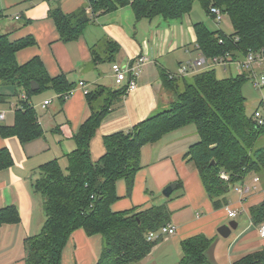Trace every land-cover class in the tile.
<instances>
[{
    "label": "trees",
    "instance_id": "obj_1",
    "mask_svg": "<svg viewBox=\"0 0 264 264\" xmlns=\"http://www.w3.org/2000/svg\"><path fill=\"white\" fill-rule=\"evenodd\" d=\"M196 2L215 21L211 9H219L233 28V33L227 35L220 30H209L204 23H195L194 50L199 56L210 58L230 53L234 59H242L251 51L264 50V0H88L92 17L86 7L70 14L53 9L49 17L62 41L71 42L79 39L96 15L129 6L137 21L156 18L178 21L190 14ZM34 44L32 37L11 42L8 34L0 35V88L3 89L0 97L2 101L17 99L14 124L1 123L0 136H16L22 143L44 136L31 98L53 91L64 104L65 96L75 89L64 75L50 77L39 57L23 66L17 64L16 53ZM118 50L116 42L107 40L104 58L97 50L92 51L94 64L104 61L114 64ZM169 75L162 72L163 81L174 94L169 108L149 116L129 131L104 136L105 153L97 162L90 154L91 140L114 103L127 93V86L117 89L98 86L86 94L90 116L73 136L76 146L66 154V172L55 159L40 167L39 177L33 182L34 190L42 198L45 222L37 236L24 240L26 264H61L64 248L78 229L88 236L101 235L102 251L96 264H140L162 239L149 241L148 234L171 222L168 201L172 195L140 212H113L111 207L118 200L116 183L124 179L130 195L140 170L142 148L182 127H196L200 140L185 157L198 170L214 207H222L226 195L245 183L248 176L259 177L264 183V146L257 144L264 136V126L258 127L246 113L243 94L246 74L222 80L217 78L215 69L184 77ZM32 82L39 85V90L32 91ZM179 82H183L181 90ZM12 164L10 153L1 150L0 169ZM176 185L182 187L181 183ZM249 213L254 225H262L264 200L251 207ZM19 221L16 208L0 210V226ZM212 243L203 234L183 241L179 264H212L207 257ZM234 264H264V250Z\"/></svg>",
    "mask_w": 264,
    "mask_h": 264
},
{
    "label": "crops",
    "instance_id": "obj_2",
    "mask_svg": "<svg viewBox=\"0 0 264 264\" xmlns=\"http://www.w3.org/2000/svg\"><path fill=\"white\" fill-rule=\"evenodd\" d=\"M83 7L92 17L88 0H0V35L8 34L11 42L27 37L35 40L34 45L16 53L17 64L23 66L39 57L50 77L64 75L75 87L64 104L53 91L45 92L46 98L36 104L31 98L44 129L43 137L22 143L16 136H0V151L7 150L13 161L12 166L0 169V210L14 207L20 216L19 223L0 226V264H26L24 240L37 236L45 222L42 198L33 188L40 167L57 159L62 169L67 168L66 154L76 146L73 136L90 116L85 90L90 92L98 86L110 88L115 83L111 62L94 64L92 51L97 50L104 58L105 42L110 40L119 45L114 63L124 65L140 56L147 58L136 89L114 103L92 138L90 154L95 162L105 153L104 136L129 131L170 106V92L162 72L175 74L180 64L193 61L184 57L195 49L197 39L190 14L178 21L161 18L137 21L128 6L93 16L78 40L62 41L49 17L50 11L58 8L70 14ZM80 82H84L85 88L79 87ZM2 91L0 88V94ZM16 101H2L0 97V110L9 107L3 122L7 126L14 124L15 111L9 110L17 105ZM45 101L50 104L43 108ZM9 114L12 116L8 117ZM199 140L195 125L168 133L157 143L142 148L140 170L130 195L124 179L116 183L118 200L111 207L113 212H140L161 204L166 201L162 192L167 186L182 184L168 201L172 212L170 224L176 227V234L164 236L140 264H179L182 242L200 234L213 241L207 252L212 264H234L264 250V237L259 233L261 225H254L249 213L251 207L264 200L263 180L254 183L255 176L251 181L247 178L245 183L253 182L256 190L241 196L238 185L226 195L222 207H214L198 170L185 157ZM233 190L240 197L238 202H233ZM228 209L237 211V216L230 218ZM242 216L246 217L243 224L237 221ZM233 220L238 223L237 229L228 238L220 236L218 228ZM101 251V235L88 236L78 229L64 248L61 264H96Z\"/></svg>",
    "mask_w": 264,
    "mask_h": 264
},
{
    "label": "built area",
    "instance_id": "obj_3",
    "mask_svg": "<svg viewBox=\"0 0 264 264\" xmlns=\"http://www.w3.org/2000/svg\"><path fill=\"white\" fill-rule=\"evenodd\" d=\"M212 14L216 16V21L220 22L224 18V14L217 8L211 9ZM222 42V41H220ZM147 58L140 56L136 60L127 63V64H118L114 63L111 66L113 77L115 79V84L119 87L127 86V93L133 91L137 87V79L141 74V70L144 66ZM235 65L239 70H242L241 74H246L245 71L252 74L251 81L253 86L257 89L264 87V75L260 78L256 76V68L264 66V50L260 51H251L242 59H234L230 53H226L222 56H214L207 58L203 55H200L198 59L189 61L186 64H182L178 67L175 74H170V78L184 77L189 76L195 73H198L201 70L206 69H215L217 66L223 68L225 71L229 67ZM250 74V75H251ZM247 76V74H246ZM79 87L85 88L84 82L79 83ZM75 89L71 90L66 96L65 99H69L73 94ZM87 94L88 91L85 90ZM25 99L24 96H22ZM50 104V101H45L43 108H46ZM17 105H12L9 111H15ZM8 110H0V124L6 120ZM253 120L255 121L258 127L264 126V98L260 102V106L256 109L252 115ZM225 175H223V178ZM260 181L259 177L254 178V183ZM252 190H256L255 186H248L246 183L238 186L237 191L241 196H245L250 193ZM237 211L228 209V216L230 218H235L237 216ZM176 227L169 224L156 232H151L148 234V240H156L163 238L164 236H173L176 234ZM259 233L261 237H264V223L259 228Z\"/></svg>",
    "mask_w": 264,
    "mask_h": 264
},
{
    "label": "rangeland",
    "instance_id": "obj_4",
    "mask_svg": "<svg viewBox=\"0 0 264 264\" xmlns=\"http://www.w3.org/2000/svg\"><path fill=\"white\" fill-rule=\"evenodd\" d=\"M190 15H191L192 21L194 23H199V22L204 23L209 28V30H211V31H219L220 30V31H223L227 35H230L233 33V28H232L231 22L227 16H224L222 21L217 22V21L213 20L211 17H209V15L205 12V10L201 7V5L198 2H196L193 5V8H192V11L190 12ZM184 57L187 60H196L197 58H199V53L197 51L193 50L189 54L184 55ZM186 63H187V61L183 64H186ZM215 71H216L217 78L220 80L227 79L230 77H235V76L241 74V72H242V70H239L235 65L229 67L228 69H226V71L223 68L217 66L215 68ZM245 73L247 74V78H248L247 82L244 84V87H243V94L246 98L245 108H246L247 115L252 116L254 111L259 108L260 102L264 98V87L261 89L255 88L253 86L252 81H251L252 74L247 72V71H245ZM262 75H264V66H262L260 68H256V76L258 78H260ZM179 84H180L179 88L181 90L183 88L182 87L183 82H179ZM118 87L119 86H117L115 83L110 84L111 89H117ZM7 89H9V88L7 87ZM168 92H170L169 93L170 94V100L172 102L174 100V94H173V92L169 91V89H168ZM50 94H52L51 91H50ZM46 96L47 95L45 94V92L39 93L38 95H35L34 97H32L33 98L32 101L34 104H36L38 101L45 99ZM171 102H170V104H171ZM4 109L8 110L9 107L4 106ZM10 116H12V115L9 114L8 117H10ZM257 144L259 146H264V136L257 142ZM63 167H64L63 168L64 172H66L65 166H63ZM248 178L250 181L253 179L252 176H248ZM252 185H253V182L248 183V186H252ZM162 196H163V199L166 200V197H164L163 193H162ZM232 196H233V202H238L240 200L239 195L234 190L232 191ZM245 219H246V217L242 216V217H239L237 219V221H242V224H243Z\"/></svg>",
    "mask_w": 264,
    "mask_h": 264
},
{
    "label": "water",
    "instance_id": "obj_5",
    "mask_svg": "<svg viewBox=\"0 0 264 264\" xmlns=\"http://www.w3.org/2000/svg\"><path fill=\"white\" fill-rule=\"evenodd\" d=\"M31 85H32L31 86L32 91L39 90V85L36 82H32ZM176 188H177L176 184H171L167 186L162 192L164 197L169 198L173 194V192L176 190ZM237 227H238V223L235 220H233V221H230L228 224L223 225L220 228H218V233L223 238H228L231 235V232L233 230H236Z\"/></svg>",
    "mask_w": 264,
    "mask_h": 264
}]
</instances>
